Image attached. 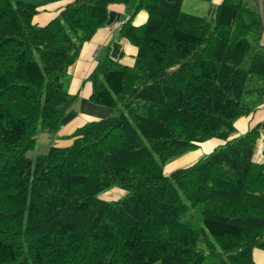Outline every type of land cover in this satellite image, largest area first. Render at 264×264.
<instances>
[{
    "label": "trees",
    "instance_id": "trees-1",
    "mask_svg": "<svg viewBox=\"0 0 264 264\" xmlns=\"http://www.w3.org/2000/svg\"><path fill=\"white\" fill-rule=\"evenodd\" d=\"M129 1L71 0L38 25L36 5L0 0V264H255L264 250L260 133L229 138L264 103V26L247 0L204 15L137 0L147 20L120 27L134 64L104 56L87 77L89 101L113 114L76 128L69 146L26 155L60 128L75 100L67 69L108 5ZM212 137L224 142L165 174ZM197 206L199 228L185 220Z\"/></svg>",
    "mask_w": 264,
    "mask_h": 264
},
{
    "label": "crops",
    "instance_id": "crops-1",
    "mask_svg": "<svg viewBox=\"0 0 264 264\" xmlns=\"http://www.w3.org/2000/svg\"><path fill=\"white\" fill-rule=\"evenodd\" d=\"M26 1L27 0H21ZM34 3L37 6V13L33 16V22L44 25L52 18L56 17L61 10L71 2V0H38ZM223 0H183L182 10L187 13L204 15L209 6L220 4ZM258 11L264 26V0H247ZM137 0L128 3L114 2L108 5L107 21L99 27L92 37L85 41L80 47L79 54L75 61L68 67L67 75L64 78V85L67 92L75 95V100L69 107L66 115L61 121V126L55 133L39 132L41 140L47 146L66 147L72 143L71 133L86 122L109 117L113 114V108L95 104L89 101L91 93V82L87 77L95 68L96 64L104 56H109L113 60L132 66L137 54V47L120 34L121 24L131 19L135 26L143 24L148 17L144 9L134 11ZM33 4V3H32ZM201 13V14H199ZM264 41V39H263ZM256 128L260 137L254 158L257 161L264 159V103L246 116L239 117L234 122V132L229 138L244 134L251 128ZM48 133V134H46ZM224 141L217 137H212L198 144V148L189 151L177 158H174L165 165L164 172L176 170L177 168L196 161L205 153L211 152ZM262 145V149L258 145ZM121 191V190H120ZM123 194V191H122ZM254 248L252 255L254 263L261 264L259 259L264 260V254ZM257 260H256V258Z\"/></svg>",
    "mask_w": 264,
    "mask_h": 264
},
{
    "label": "rangeland",
    "instance_id": "rangeland-1",
    "mask_svg": "<svg viewBox=\"0 0 264 264\" xmlns=\"http://www.w3.org/2000/svg\"><path fill=\"white\" fill-rule=\"evenodd\" d=\"M19 1H21V0H19ZM27 1H29V3H33V4L39 2L38 0H27ZM23 2H26V1H23ZM181 7H182V5H181ZM193 14H195V13H193ZM199 14H201V13H199ZM46 134H48V133H46ZM259 146L262 149V145L259 144ZM50 147L51 146H48V145L46 146L44 144V142L41 140V136L39 134H37L36 135L35 146L32 149L28 150V152L26 153V155L29 158L34 159L39 154H45V153H47ZM208 153H205L203 156H205ZM188 164H190V163H186L183 166H187ZM183 166H181V167H183ZM164 168H165V166H164ZM171 172H169L168 175ZM121 195H122V191L115 189V190H112V191L109 190V192L105 193L104 197L109 200V199H117ZM185 220L187 222H189L195 228L201 227L202 226V221H201V215H200V208H199V206H197V207H191L190 210H189V212L187 213V215L185 217ZM255 250L261 252L262 254H264V250H262V249L257 248ZM255 258H256V256H255ZM256 260H257V258H256ZM217 261L218 260L214 256H207L206 257V263L207 264H214ZM259 261H260L261 264H264V260L263 259H259ZM256 263L258 264V262H256Z\"/></svg>",
    "mask_w": 264,
    "mask_h": 264
},
{
    "label": "built area",
    "instance_id": "built-area-1",
    "mask_svg": "<svg viewBox=\"0 0 264 264\" xmlns=\"http://www.w3.org/2000/svg\"><path fill=\"white\" fill-rule=\"evenodd\" d=\"M258 149H259V145H258Z\"/></svg>",
    "mask_w": 264,
    "mask_h": 264
}]
</instances>
